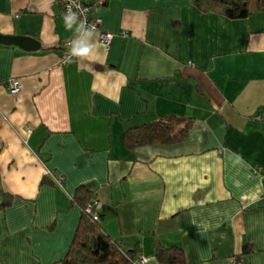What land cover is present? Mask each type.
<instances>
[{
  "label": "crops",
  "instance_id": "obj_1",
  "mask_svg": "<svg viewBox=\"0 0 264 264\" xmlns=\"http://www.w3.org/2000/svg\"><path fill=\"white\" fill-rule=\"evenodd\" d=\"M103 2L94 55L64 64L78 33L61 0H0V33L42 46L0 45V264H63L83 186L109 236L139 242L146 264H160L156 241L188 264H232L248 245L240 264H264V13ZM174 113L197 122L185 142L126 148L127 129Z\"/></svg>",
  "mask_w": 264,
  "mask_h": 264
},
{
  "label": "trees",
  "instance_id": "obj_2",
  "mask_svg": "<svg viewBox=\"0 0 264 264\" xmlns=\"http://www.w3.org/2000/svg\"><path fill=\"white\" fill-rule=\"evenodd\" d=\"M191 3L204 14L221 15L229 20L248 19L264 13V0H191ZM92 18H95L92 14ZM62 55L67 48H60ZM62 56V57H63ZM197 122L192 117L169 114L153 122L132 127L125 131L123 142L128 150L153 145H174L190 138ZM92 199L90 186L80 187L73 201L80 208L82 218L74 241L62 261L63 264H138L142 246L137 242L132 250H125L105 231L99 221L87 212ZM251 246H245L242 254L236 256L240 262L250 253ZM154 255L160 264H188L184 250L178 246L165 247L156 241Z\"/></svg>",
  "mask_w": 264,
  "mask_h": 264
},
{
  "label": "built area",
  "instance_id": "obj_3",
  "mask_svg": "<svg viewBox=\"0 0 264 264\" xmlns=\"http://www.w3.org/2000/svg\"><path fill=\"white\" fill-rule=\"evenodd\" d=\"M61 4L63 6V11L67 15L69 7H71V10L78 15V21L84 20L86 21L87 26H94L95 27V33L99 31V27L102 23V20L98 17L92 18V14H94V11L96 7L103 6L104 2L103 0L98 1L97 4L90 2V0H61ZM78 35V34H77ZM74 36L71 40L66 42V48L67 51L64 53V56L62 57V63H68L72 61L75 57H72L70 55V47L71 42L77 37ZM113 39L112 34L102 33L100 36V42L105 45L109 46L111 41ZM8 88L11 94H18L21 91V84L17 80H10L8 83ZM60 183H62V180L59 179ZM87 212L89 215H91L95 220L98 221V217L95 216V214L92 212V206H88ZM149 262L148 259H141L138 264H145ZM232 264H240V262L237 261V258L235 257L232 260Z\"/></svg>",
  "mask_w": 264,
  "mask_h": 264
},
{
  "label": "clouds",
  "instance_id": "obj_4",
  "mask_svg": "<svg viewBox=\"0 0 264 264\" xmlns=\"http://www.w3.org/2000/svg\"><path fill=\"white\" fill-rule=\"evenodd\" d=\"M78 15L68 9L67 15L64 17V26L67 30H72L73 26L76 25L77 37L71 42L70 55L81 59H86L94 55L95 44L92 39L95 34L94 26H87L86 21L80 20L77 24Z\"/></svg>",
  "mask_w": 264,
  "mask_h": 264
},
{
  "label": "water",
  "instance_id": "obj_5",
  "mask_svg": "<svg viewBox=\"0 0 264 264\" xmlns=\"http://www.w3.org/2000/svg\"><path fill=\"white\" fill-rule=\"evenodd\" d=\"M0 45L9 47H18L26 52H37L42 46L30 36H9L0 33Z\"/></svg>",
  "mask_w": 264,
  "mask_h": 264
},
{
  "label": "rangeland",
  "instance_id": "obj_6",
  "mask_svg": "<svg viewBox=\"0 0 264 264\" xmlns=\"http://www.w3.org/2000/svg\"><path fill=\"white\" fill-rule=\"evenodd\" d=\"M88 206H90V205H88ZM87 208H88V207H87ZM92 212H93V211H92ZM95 216H96V215H95ZM98 221H99V219H98ZM99 222H100V221H99ZM141 259H143V258L141 257L140 260H141ZM144 259H145V258H144ZM145 264H146V263H145Z\"/></svg>",
  "mask_w": 264,
  "mask_h": 264
}]
</instances>
